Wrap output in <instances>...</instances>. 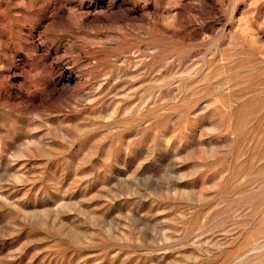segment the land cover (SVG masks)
<instances>
[{"label": "rangeland", "instance_id": "374dc122", "mask_svg": "<svg viewBox=\"0 0 264 264\" xmlns=\"http://www.w3.org/2000/svg\"><path fill=\"white\" fill-rule=\"evenodd\" d=\"M0 264H264V0H0Z\"/></svg>", "mask_w": 264, "mask_h": 264}]
</instances>
